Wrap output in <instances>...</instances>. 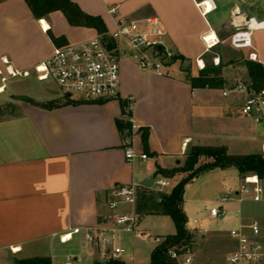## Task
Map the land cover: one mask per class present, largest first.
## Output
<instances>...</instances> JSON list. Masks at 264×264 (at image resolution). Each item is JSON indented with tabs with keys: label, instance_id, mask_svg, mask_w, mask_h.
<instances>
[{
	"label": "crops",
	"instance_id": "0c3cea01",
	"mask_svg": "<svg viewBox=\"0 0 264 264\" xmlns=\"http://www.w3.org/2000/svg\"><path fill=\"white\" fill-rule=\"evenodd\" d=\"M71 1L85 14L99 16L107 33L115 28V17L109 13L113 6H119L120 17L135 20L140 30L148 28V19L159 18L166 29L163 47L184 59L177 60L178 69L173 70L176 63L169 64L166 73L160 74L141 68L124 51L117 97L92 100L71 96L78 102L64 104L58 97L41 101L28 96L34 103L22 99L16 104L17 114L0 118V250H9L15 260L47 256L55 264L54 246L65 243L54 233L81 227L82 232L73 239L84 237L85 228L107 221L108 201L116 186L132 181L149 183L152 175L167 177L158 173L159 168L182 166L194 145H223L229 151L231 134L239 138L244 134L255 151L232 154L264 153V132L245 129L248 120L254 122L241 112L246 94L234 89L242 80L250 83L245 60L250 59L252 49L230 44L235 54L220 51L229 43L232 33H225L234 26L236 9L241 13L237 21L244 17L264 20V11H257L247 0H228L227 5L224 0H211L212 8H205L206 0ZM42 20L49 28L43 27ZM212 31L219 42L207 49L203 37ZM99 34L95 26L71 24L61 10L38 18L26 0H0V69L6 67L4 59L12 68H29L49 56L55 46L81 43ZM252 40L257 62L264 65V28L254 29ZM121 45L126 48L125 42ZM216 56L219 65L213 62ZM201 58L206 67L221 68L222 87L192 86L188 76L199 74L196 60ZM0 86L4 89L0 94L8 91L6 83ZM51 102L61 104L46 106ZM132 122L136 125L132 145L137 152L147 153V160L138 157L129 162L126 158L123 131ZM211 139L218 143L208 144L206 140ZM187 174L169 177L174 185L168 192L154 189V184L144 188L137 205L144 193H169ZM186 188H192L191 183ZM183 209L186 212L184 203ZM226 210L238 218L237 226L248 223L250 217L263 222L257 206ZM221 235L216 234V239ZM227 237L232 250L234 241L229 234ZM26 249L30 253H24Z\"/></svg>",
	"mask_w": 264,
	"mask_h": 264
},
{
	"label": "built area",
	"instance_id": "2783aa9c",
	"mask_svg": "<svg viewBox=\"0 0 264 264\" xmlns=\"http://www.w3.org/2000/svg\"><path fill=\"white\" fill-rule=\"evenodd\" d=\"M236 10L232 21L236 31L230 35L229 42L234 48H251L249 58L257 61L258 55L254 51L252 37L254 29L264 28V20L244 17L243 20L237 21L236 17L239 18L241 13L238 9ZM118 11L119 6L109 9V13L115 17L113 31L81 43L55 46L49 56L29 68H12L8 60L4 59L6 67L0 69V75L3 80H6L35 74L39 80L51 79L55 81L63 94L92 100H107L117 97L120 93L122 82L120 56L124 51L141 68L149 72L166 73L165 68L176 53L166 47H159L166 34V29L159 18L148 19V28L140 30L135 20L120 17ZM253 20L258 22L257 26H252ZM203 39L207 49H211L219 42L218 38L210 39L209 35L204 36ZM110 40L115 42L113 46H110ZM121 42H125V49ZM213 62L219 65L220 57H214ZM196 63L200 70L206 68L203 58L197 59ZM234 89L246 94L241 108L242 114L255 124L264 127V87L257 90L249 83L242 82L237 84ZM132 123L133 131L136 125L134 122ZM132 137L126 139V158L129 162H134L138 157L147 160L149 155L136 151L132 145ZM262 149L264 151V144ZM153 184H157L161 188L174 185L172 178L160 176L153 179ZM144 188L146 186L141 182L135 181L116 186L108 201L110 215L107 221L85 228L82 247L84 249L92 247L98 250L103 259L107 257L119 258L126 250L116 244L117 233L134 232L135 236L149 240L152 235L138 229L140 215L136 209L138 194ZM236 195L240 202L246 200L264 202V181L258 175H248L244 178V183ZM230 199H232L230 195L215 198L216 204L210 208L209 216L213 218L224 216L228 212L224 204ZM240 213L241 210H238L237 214ZM81 232V227H74L66 233H54V236H58L62 243H67L73 239L75 234ZM229 232L234 246L225 264H257L263 260L264 245L260 239L263 234V226L258 218H252L248 223L231 228ZM162 239L159 236L155 238L157 243L162 242ZM12 251L16 252L17 248H12ZM170 255L181 263L183 255H180L175 249L170 250ZM191 261L192 258L186 256L185 262L190 263ZM64 264L75 263L72 259H68Z\"/></svg>",
	"mask_w": 264,
	"mask_h": 264
},
{
	"label": "rangeland",
	"instance_id": "374dc122",
	"mask_svg": "<svg viewBox=\"0 0 264 264\" xmlns=\"http://www.w3.org/2000/svg\"><path fill=\"white\" fill-rule=\"evenodd\" d=\"M247 1L250 4H254L257 7V11H264V0ZM224 2L225 5H227L230 1L224 0ZM235 31L236 28L233 26L230 31L225 33V35L229 36ZM224 45L225 46L221 48L220 51L226 50L227 53L235 54L230 42L225 43ZM174 63L176 64L174 65L175 67L173 70H176L179 67V61H171L172 65ZM242 82L249 83V80H242ZM1 83H6L8 85V91L0 94V118L17 114L19 109L16 104H18L17 102L21 101L24 97L30 96L41 101L51 97H58L59 100L63 101L65 100V97H67L66 94L62 93L55 81L51 79L39 81L35 74H32L29 77L20 76L8 78L6 80H3L2 75H0V85ZM12 91L14 94L9 96ZM8 96L12 98L14 103H10L7 100ZM69 97L72 98L71 96ZM5 100L7 101L3 103ZM10 104H15V106ZM247 122L249 125H247V127L244 126L245 129H254L256 132L261 133L264 132L263 126L254 124L249 120ZM241 133L242 132L239 131V135ZM231 135L232 136L229 137L230 140H233L229 150L231 153L255 151L252 144L246 141L247 137L244 134L240 136L241 138L235 137L234 134ZM206 141L208 144L218 143V140L213 139ZM257 151H261V149L259 148ZM152 176L155 179L157 178V176ZM190 183L192 188H186L183 203L189 218L188 225L198 229H193V246L189 253L182 256L180 264H225L226 254L231 250V244L228 241L227 236L228 234L230 235V229L237 226L239 221L238 218L234 217L233 213L229 211L223 217L213 218L208 216L207 212L216 204L214 199L230 195L232 199L225 203L227 209L235 210L251 207L254 208L257 206L259 214L263 215L264 202L257 203L252 200L240 202L237 199L236 191H238L244 183V178L235 166L227 168L216 167L204 171ZM154 189H163L168 192L170 187L161 188L159 185L155 184ZM252 218L253 217H250L248 222H250ZM195 219L197 221H195ZM261 219L263 220V222L261 221L262 226H264V217ZM138 229L149 233L152 237L149 240H145L140 236H135L134 232L117 233L116 244L124 247L126 250L119 258L107 257L103 259L102 254L98 250H95L92 247L84 249L82 247L84 237L77 236L65 244L57 242L54 246L55 264H64L68 259H72L75 264H115V261H122L127 264H149L151 262L152 250L158 244L155 240L156 236L163 238V241L165 236L175 233L176 230L172 218L164 214H148L143 216L142 219L141 216H139ZM220 233H223V235L219 236V240H217L215 235ZM260 239L264 245V232L260 236ZM219 243H222L223 245L219 246ZM29 251L30 250L26 249L24 253L28 254L30 253ZM187 255L192 258L190 263L185 262ZM207 255L210 257L208 258ZM18 256H20V254ZM0 264H16V260L13 258L9 250H0ZM258 264H264V258L263 261Z\"/></svg>",
	"mask_w": 264,
	"mask_h": 264
},
{
	"label": "trees",
	"instance_id": "16d2710c",
	"mask_svg": "<svg viewBox=\"0 0 264 264\" xmlns=\"http://www.w3.org/2000/svg\"><path fill=\"white\" fill-rule=\"evenodd\" d=\"M30 5L33 14L40 18L54 10L64 12L69 22L73 25L95 26L100 30L99 35L107 34L103 20L99 16L85 14L71 0H26ZM110 46L115 44L110 40ZM184 59L177 54L171 61ZM171 64V62H170ZM247 74L250 79V86L260 90L264 87V65L250 59L245 60ZM221 68L207 66L198 75H189L188 79L193 87H222L224 79ZM64 104L77 103L66 95ZM34 103L29 97L22 98ZM61 103L51 102L48 107L58 106ZM11 105V104H10ZM130 113V112H129ZM124 138H131L133 135L132 124L123 131ZM143 141L147 148L148 132L145 131ZM203 158L205 161H202ZM235 166L243 178L248 175H258L264 181V153L232 154L226 146H204L194 145L187 153L185 163L177 168L165 170L159 168L158 173L167 177L175 176L179 172L188 173L183 177L169 193L153 191L144 193L142 200L138 202L137 212L141 215L164 214L172 218L175 224V233L167 235L164 240L158 243L151 253L149 264H180L170 255V250L175 249L180 255L189 253L193 246L194 233L188 227L189 218L183 209L184 194L187 185L204 171L220 167L227 168ZM115 264H127L122 261H115ZM16 264H53L51 257L36 256L17 259Z\"/></svg>",
	"mask_w": 264,
	"mask_h": 264
},
{
	"label": "bare ground",
	"instance_id": "6f19581e",
	"mask_svg": "<svg viewBox=\"0 0 264 264\" xmlns=\"http://www.w3.org/2000/svg\"><path fill=\"white\" fill-rule=\"evenodd\" d=\"M203 5L205 6V8H212V1L211 0H206V2ZM41 22H42L44 28H46V29L49 28L48 23L46 22V20H42ZM251 24H252V26H257L258 22L256 20H253ZM209 38L210 39L213 38V39L216 40L217 39L216 33L212 31L209 34ZM2 90H4V89L0 88V91H2Z\"/></svg>",
	"mask_w": 264,
	"mask_h": 264
},
{
	"label": "water",
	"instance_id": "95a60500",
	"mask_svg": "<svg viewBox=\"0 0 264 264\" xmlns=\"http://www.w3.org/2000/svg\"><path fill=\"white\" fill-rule=\"evenodd\" d=\"M159 47L162 48L163 45L161 44ZM142 184L144 186H146V187H152L153 186V179L152 178H149V183H147L146 181H143Z\"/></svg>",
	"mask_w": 264,
	"mask_h": 264
}]
</instances>
